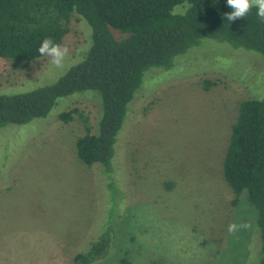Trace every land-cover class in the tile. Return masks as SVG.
<instances>
[{"label": "rangeland", "instance_id": "374dc122", "mask_svg": "<svg viewBox=\"0 0 264 264\" xmlns=\"http://www.w3.org/2000/svg\"><path fill=\"white\" fill-rule=\"evenodd\" d=\"M93 45L91 25L75 14L64 66L0 58V95L55 84ZM247 99H264V56L205 39L173 68L145 74L110 169L79 160L86 129L78 115L60 120L78 108L99 133L94 91L60 98L45 118L0 127V264H75L101 238L107 251L94 264H260L258 211L247 192L235 207L223 177Z\"/></svg>", "mask_w": 264, "mask_h": 264}, {"label": "trees", "instance_id": "16d2710c", "mask_svg": "<svg viewBox=\"0 0 264 264\" xmlns=\"http://www.w3.org/2000/svg\"><path fill=\"white\" fill-rule=\"evenodd\" d=\"M182 7L176 11V8ZM226 0H0V58L18 65L46 56L38 53L45 38L61 44L75 14L93 29L87 59L53 85L19 95H0V127L45 118L62 97L94 91L102 99L99 133L78 108L60 115L82 120L86 134L76 140L79 160L87 167H112L118 136L129 105L152 69H171L176 57L205 39L227 43L264 56V21L256 9L229 23ZM211 85V83H207ZM223 177L239 206L243 193L258 211L264 264V99L239 104L238 118L223 162ZM101 238L75 264H94L107 251Z\"/></svg>", "mask_w": 264, "mask_h": 264}, {"label": "clouds", "instance_id": "9594fccd", "mask_svg": "<svg viewBox=\"0 0 264 264\" xmlns=\"http://www.w3.org/2000/svg\"><path fill=\"white\" fill-rule=\"evenodd\" d=\"M226 4L231 11L224 14V20L229 23L246 17L253 8L261 21H264V0H226ZM41 56L50 58V63L56 68H62L68 55V49L57 43L53 38H45L38 48Z\"/></svg>", "mask_w": 264, "mask_h": 264}]
</instances>
